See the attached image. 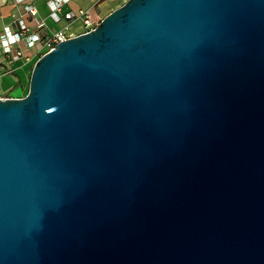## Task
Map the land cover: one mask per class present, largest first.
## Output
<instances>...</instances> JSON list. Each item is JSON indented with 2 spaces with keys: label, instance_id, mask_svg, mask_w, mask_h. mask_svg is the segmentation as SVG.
I'll return each mask as SVG.
<instances>
[{
  "label": "water",
  "instance_id": "obj_1",
  "mask_svg": "<svg viewBox=\"0 0 264 264\" xmlns=\"http://www.w3.org/2000/svg\"><path fill=\"white\" fill-rule=\"evenodd\" d=\"M0 264H264V0H126L0 97Z\"/></svg>",
  "mask_w": 264,
  "mask_h": 264
},
{
  "label": "built area",
  "instance_id": "obj_2",
  "mask_svg": "<svg viewBox=\"0 0 264 264\" xmlns=\"http://www.w3.org/2000/svg\"><path fill=\"white\" fill-rule=\"evenodd\" d=\"M15 1L23 2L25 0ZM69 1L48 0L47 5L50 9V17L55 22H70L77 17L73 10L64 11ZM25 11L27 15L15 16L14 27L5 26L0 31V78L15 74L18 61L24 60L26 63L30 61L31 56L26 54V48L41 44L47 48L46 52H48L55 48L57 43L78 35L68 30L67 26L47 33L45 31L46 23L39 16L37 8L32 3L26 4ZM81 19L84 25L82 33H84L96 28L103 18L95 16L90 11H83L81 12ZM13 38L15 39L13 40ZM0 97L13 98L22 96H14L9 91L5 95H0Z\"/></svg>",
  "mask_w": 264,
  "mask_h": 264
},
{
  "label": "crops",
  "instance_id": "obj_3",
  "mask_svg": "<svg viewBox=\"0 0 264 264\" xmlns=\"http://www.w3.org/2000/svg\"><path fill=\"white\" fill-rule=\"evenodd\" d=\"M116 0H70L65 6L64 11L73 10L76 18L73 21L55 22L50 17V9L47 5L48 0H25L23 2H16L15 0H0V31L5 26L14 27L15 16L27 15L25 6L32 3L38 10L39 16L42 17L46 23V32L50 33L54 30L67 26L68 30L75 34H80L84 31V25L81 19V12L90 11L95 16L104 18L111 6ZM38 51V46L26 48V54L32 55V52ZM30 69V64L24 60L17 62V70L15 74L0 78V95H5L14 88V82L19 83L23 80V74L26 75ZM17 82V83H18Z\"/></svg>",
  "mask_w": 264,
  "mask_h": 264
},
{
  "label": "rangeland",
  "instance_id": "obj_4",
  "mask_svg": "<svg viewBox=\"0 0 264 264\" xmlns=\"http://www.w3.org/2000/svg\"><path fill=\"white\" fill-rule=\"evenodd\" d=\"M126 2V0H116L114 1L113 5L111 6L110 10L108 11L109 13L111 11H113L114 9L118 8L119 6H121L122 4H124ZM107 13V14H109ZM106 14V15H107ZM105 15V16H106ZM47 51L46 47H43L41 44L38 46V51L34 50L32 52L30 61L28 62V64H30V69L27 72L26 75L23 74V80L21 83H19L18 81L14 82V88H12V90L10 91L12 95L14 96H25L28 93L29 90V85H30V79H31V74L33 71V67L36 63V61ZM18 82V83H17Z\"/></svg>",
  "mask_w": 264,
  "mask_h": 264
},
{
  "label": "clouds",
  "instance_id": "obj_5",
  "mask_svg": "<svg viewBox=\"0 0 264 264\" xmlns=\"http://www.w3.org/2000/svg\"><path fill=\"white\" fill-rule=\"evenodd\" d=\"M15 38H13V40H14Z\"/></svg>",
  "mask_w": 264,
  "mask_h": 264
}]
</instances>
